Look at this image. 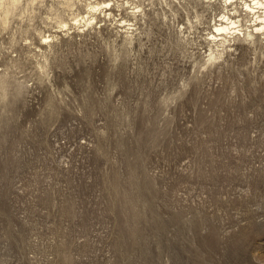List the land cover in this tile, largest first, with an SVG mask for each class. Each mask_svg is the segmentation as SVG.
I'll list each match as a JSON object with an SVG mask.
<instances>
[{"label": "rangeland", "instance_id": "374dc122", "mask_svg": "<svg viewBox=\"0 0 264 264\" xmlns=\"http://www.w3.org/2000/svg\"><path fill=\"white\" fill-rule=\"evenodd\" d=\"M64 1L0 23V264H264L255 15Z\"/></svg>", "mask_w": 264, "mask_h": 264}, {"label": "bare ground", "instance_id": "6f19581e", "mask_svg": "<svg viewBox=\"0 0 264 264\" xmlns=\"http://www.w3.org/2000/svg\"><path fill=\"white\" fill-rule=\"evenodd\" d=\"M33 0H31L32 2ZM36 1V0H35ZM71 0H65L64 2L67 3V2H70ZM232 2H234V0H230ZM236 1H241L243 2V6H244V10L245 12L247 13H251V15H255V21H258L257 24L256 22L254 24L255 25V28L253 29L254 33L255 34H264V0H236ZM226 2V1H225ZM18 3V0H0V23L2 24H5L7 19H8V16L9 14L11 13V9L10 7H15V5ZM33 3V2H32ZM10 4V5H9ZM110 0H104L102 1L101 3H89L88 4V9L89 11H94L96 12V10L100 9V8H103V9H108L109 10V7H110ZM10 6V7H9ZM102 9V10H103ZM101 11V10H99ZM106 12V11H105ZM237 12V10H236ZM90 13V12H89ZM93 13V12H92ZM134 13V12H133ZM91 14V13H90ZM93 15V14H91ZM104 15V14H103ZM87 16H90L87 14ZM86 16V17H87ZM110 16V15H109ZM77 16L74 17V21L76 23H78V19L76 18ZM85 17V18H86ZM93 17V16H92ZM81 19V18H80ZM91 19V18H90ZM94 19V18H93ZM89 20V19H87ZM81 21V20H80ZM94 21V20H93ZM92 21V22H93ZM218 24L214 25L215 28H214V35L215 36H223L224 35V38H225V35H231L233 33H236L238 30H232L233 28H236V23H239L232 20L230 17H226V16H222L220 20H218ZM251 22H253L251 20ZM62 23V22H61ZM60 23V24H61ZM75 23V24H76ZM93 23H91L90 25H92ZM253 24V25H254ZM66 25V24H65ZM64 25V27H65ZM125 25V24H124ZM130 25V24H129ZM238 25V24H237ZM241 26V23L239 24ZM252 25V26H253ZM62 26V25H61ZM123 27V26H122ZM128 27V26H127ZM241 28V27H240ZM232 30V31H231ZM236 31V32H235ZM241 31V30H240ZM239 33V32H238ZM211 36V39H214L216 40L217 38H215V36ZM235 35V34H234ZM239 35V34H237ZM240 35L243 36L244 34H242L240 32ZM249 35V34H247ZM231 37V36H230ZM49 37H45L44 40H48ZM222 40V39H220Z\"/></svg>", "mask_w": 264, "mask_h": 264}]
</instances>
